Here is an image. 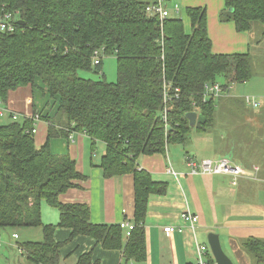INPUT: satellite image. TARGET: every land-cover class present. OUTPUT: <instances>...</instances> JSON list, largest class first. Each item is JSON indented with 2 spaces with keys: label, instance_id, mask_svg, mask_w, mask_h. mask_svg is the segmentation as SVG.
Wrapping results in <instances>:
<instances>
[{
  "label": "trees",
  "instance_id": "16d2710c",
  "mask_svg": "<svg viewBox=\"0 0 264 264\" xmlns=\"http://www.w3.org/2000/svg\"><path fill=\"white\" fill-rule=\"evenodd\" d=\"M223 21L247 32L254 22L264 35V0H223ZM154 0H0V15L13 13L15 30L0 31V98L30 86L55 110L44 115L47 138L36 147L33 120L0 124V234L40 227L41 240H22L29 264H59L61 249L84 235L107 250H121L124 260L146 259L144 219L150 194H163L166 184L154 182L138 167L140 155L165 153L167 146H185L192 133L215 128L217 103L204 98V85L224 89L246 82L253 74L249 53L211 51L204 6L186 7L189 31L171 14L163 21L146 13ZM19 21V22H18ZM98 52L99 64H94ZM115 55L117 79L92 80L79 70L101 71L102 55ZM165 111V119H164ZM196 111L204 122L190 125L186 114ZM85 133L93 146L105 145L98 167L105 178L130 174L134 187V224L130 234L117 224L92 223L86 203L61 202L59 195L86 176L68 153L55 154L50 139L69 131ZM94 148V147H93ZM187 157L193 158L189 152ZM58 210L56 223H43L41 202ZM68 228L58 241L57 228ZM244 248L255 264H264V240L249 237ZM207 264H215L209 253ZM75 264H100L92 250Z\"/></svg>",
  "mask_w": 264,
  "mask_h": 264
},
{
  "label": "crops",
  "instance_id": "0c3cea01",
  "mask_svg": "<svg viewBox=\"0 0 264 264\" xmlns=\"http://www.w3.org/2000/svg\"><path fill=\"white\" fill-rule=\"evenodd\" d=\"M188 1L197 0H181L180 3ZM199 5L206 8L211 51L221 54L249 53L253 74L242 83L252 93L249 95L262 100V27L253 23L247 32L236 31L232 21H223L220 18V12L224 8L223 0H203V4L196 2L192 6ZM221 99L216 106L215 159H227L240 166L243 173L237 177L234 185L232 177L226 174H192L186 164L187 149L178 144L168 145L164 154L140 155L137 159L138 167L148 171L154 182L165 183L166 191L163 194H150L148 197L143 223L146 259L131 260L126 264H198L197 246H208L209 232L219 234L222 248L233 264H255L253 256L244 248L243 241L249 237L264 240V189L258 193L255 191V186L264 188V101L259 107L252 108L244 103L242 96L227 93L216 100ZM5 104L20 116L30 115L34 107L44 115H52L55 110L54 106L51 107L45 102L41 94L34 93L30 86L11 91ZM47 129L48 123L45 119L36 123V147L45 143ZM207 134L209 133H198L197 136H203V140L211 147L212 137ZM88 142L90 154L95 153V158L99 151L102 152L97 157L96 164L91 159L93 156H86ZM96 145L97 150L93 148ZM50 148L55 154L68 153L75 160L77 170L86 176L77 181V186L59 195L61 202L88 204L92 223L117 224L124 219L132 222L133 176H102L98 163L105 150L103 142L96 141L93 146L85 133L71 130L67 137H52ZM189 153L198 162L203 159L215 160L202 154L201 149L196 146ZM186 211L197 216L195 223L181 218V214ZM58 215L56 208L41 202L43 223H56ZM168 225L174 228L169 234L163 231V227ZM24 230L23 237L16 229L0 234V264H29L23 250L19 248V243L22 240L42 238L37 237L36 227H24ZM68 235L69 229L60 227L56 229L54 237L63 241ZM89 250H92L93 257L100 264H120L124 260L121 250L104 249L93 238L80 235L61 249L59 264H75L77 258ZM208 251L211 253L210 249Z\"/></svg>",
  "mask_w": 264,
  "mask_h": 264
},
{
  "label": "built area",
  "instance_id": "2783aa9c",
  "mask_svg": "<svg viewBox=\"0 0 264 264\" xmlns=\"http://www.w3.org/2000/svg\"><path fill=\"white\" fill-rule=\"evenodd\" d=\"M173 0H154L153 3L147 5L146 13L150 17H158L160 22V27L163 26V21L172 14L178 15L180 12V5L174 2L172 11L168 9L169 3ZM15 21L13 13H5L0 15V31L11 32L15 30ZM94 64H99L100 57L98 52L94 53ZM227 89H224L219 82L206 83L204 85V98L213 97L217 99L220 97ZM243 101L246 105L257 108L262 104V101L258 99L254 95H245L242 97ZM19 114L11 111L5 104V102L0 98V118L2 117H11L12 120L19 119ZM30 118L33 120V127L31 132L34 134L36 132V123H38L41 119L38 114L33 116L30 115H22V118ZM164 119H165V111H164ZM186 164L189 168V172L192 174L202 173V174H226L232 177V184L236 183L237 177H239L243 170L240 166L231 163L229 160L220 158V159H203L201 161H196L193 158L187 157ZM181 218L184 221H189L190 223H195L197 221V216L192 213L186 211L181 214ZM120 227L125 231L126 236L130 234V231L133 229L134 224L127 219L122 220L118 223ZM174 230L171 226L163 227V231L167 234L171 233ZM16 237V234L14 235ZM209 248L206 245H198V264H207L206 254Z\"/></svg>",
  "mask_w": 264,
  "mask_h": 264
},
{
  "label": "rangeland",
  "instance_id": "374dc122",
  "mask_svg": "<svg viewBox=\"0 0 264 264\" xmlns=\"http://www.w3.org/2000/svg\"><path fill=\"white\" fill-rule=\"evenodd\" d=\"M174 1L180 5V12L178 15H175V16H178L179 18H181V20L183 21L184 30L188 31L190 27H189L188 17L186 15L185 9L188 6H192L196 2H200L201 4H203V0H197V1H192V2L188 1L186 3L185 2L180 3L181 0H174ZM214 1H217V0H214ZM173 4H174V2L172 1L168 5V9L170 11H172ZM199 6H204V5H199ZM171 14H172V12H171ZM254 23L259 24L258 22H254ZM78 75L82 78H87V79H92V80L104 79L108 82H115L117 79V59H116L115 55L103 54L100 72L96 73L93 70H79ZM248 89L249 88H247V85H244L243 83L235 82V83H232L231 85H229L228 90H226L222 95L229 93V95H235V96H242L243 97L245 95L252 94V93H249ZM217 98H220V97H217ZM220 101H222V99L216 100V103H218V102L220 103ZM261 101L263 102L264 98ZM229 116H231V115H229ZM8 121H10L9 118H6V117L0 118V124L3 122H8ZM197 135H198V133H196V132L192 133L190 135V138H189L190 141L184 147L189 152H191L193 147H195V146L199 147L201 149L202 154H204L206 156H210L211 158L215 159V142H214V140H215V128L209 134H207V135H210L212 137V138L210 137L212 139L211 147L205 140H203V136L199 137ZM86 147H87V155L86 156H88V158L90 156H93V157H91V159H92V161L95 160L94 164H96L97 157H99L102 152L99 151L97 157L95 158V155H96L95 153L92 152V154H90L91 148H90L89 142H88ZM97 147H98V145H96V147H94V149L97 150ZM262 189H264V188L260 185H258V187L255 186L256 193L262 191ZM36 229L37 230H35V231L38 232V235L36 234L37 237L42 238V235L40 232V230H41L40 227H36ZM16 230L18 231V233L20 234L21 237H23L25 235L24 228H16ZM36 235H34V237H36Z\"/></svg>",
  "mask_w": 264,
  "mask_h": 264
},
{
  "label": "water",
  "instance_id": "95a60500",
  "mask_svg": "<svg viewBox=\"0 0 264 264\" xmlns=\"http://www.w3.org/2000/svg\"><path fill=\"white\" fill-rule=\"evenodd\" d=\"M19 22V21H18ZM190 125H195L196 123H203L204 117L196 111H191L186 114ZM207 243L210 249L211 255L215 261V264H233L230 257L224 252L219 234L215 232H209L207 234Z\"/></svg>",
  "mask_w": 264,
  "mask_h": 264
}]
</instances>
